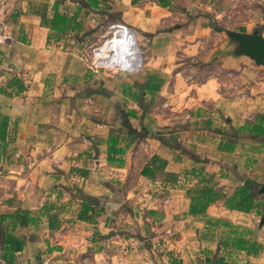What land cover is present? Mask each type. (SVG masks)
Wrapping results in <instances>:
<instances>
[{
  "label": "crops",
  "instance_id": "0c3cea01",
  "mask_svg": "<svg viewBox=\"0 0 264 264\" xmlns=\"http://www.w3.org/2000/svg\"><path fill=\"white\" fill-rule=\"evenodd\" d=\"M55 2L59 12L77 14L75 23L82 27L84 5L78 0H0V25L7 34L0 43V121L7 117L0 139V213L22 208L40 215L45 204L61 205L58 229L47 227L46 216L38 223L50 252L67 256L70 250L83 252L85 245L101 256L103 243L97 239L110 241L116 229L136 219L132 205L144 192L165 195L162 210L151 216L163 232L193 228L194 219L210 216L244 224L239 218L249 213L225 207V198L209 205L205 215L188 213L187 190L207 174L227 195L243 184L238 173L264 182V136L252 137L244 129L264 114V67L234 52L213 0H169L166 6L157 0H106L139 42L143 66L133 75L90 70L64 44L75 31L53 33L46 24ZM97 4L90 7L101 9L103 2ZM206 11L216 13V24L205 22L201 13ZM255 22L264 24V9H254L247 22L239 20L236 30ZM153 155L164 164H150ZM84 198L102 210L90 222L77 219ZM72 225L79 227L77 233L69 231ZM116 238L111 243H120L116 252L124 256L122 263L153 262L127 255L134 237ZM38 240L26 238L19 252L23 258H32ZM172 240L178 250L185 243L191 258L201 255L194 250L195 237ZM262 244L258 256L245 255L243 262L264 264ZM173 253L167 257L186 264L185 255Z\"/></svg>",
  "mask_w": 264,
  "mask_h": 264
},
{
  "label": "rangeland",
  "instance_id": "374dc122",
  "mask_svg": "<svg viewBox=\"0 0 264 264\" xmlns=\"http://www.w3.org/2000/svg\"><path fill=\"white\" fill-rule=\"evenodd\" d=\"M78 1L79 4L84 5L83 8L84 14L82 15L83 18L82 27L80 28V30L77 29L73 30L75 32L74 33L72 32V35L70 36H65L63 40L65 45L70 46L72 50L76 51L78 55L82 57V59L86 64H89L87 59L91 50L95 47L102 45V43L105 42L111 36L110 26L112 24L123 23V22H119L120 12L112 8V6L106 4L105 2L106 0L105 1L101 0L103 4L101 9L99 10H95L94 8H91L90 4L87 3V0H78ZM184 1H188V0H184ZM213 4L218 6L219 10L222 11L221 15H219V19L220 21H222V23L223 22L225 23V25L223 26H225L224 29H225L226 37L234 45V52H235V50L237 49V43L229 37L228 32L239 31L236 30L237 26H240L239 20H244L245 22H247L248 18L252 17V11L254 9L256 8L264 9L263 0H213ZM239 13L241 14V16H239ZM201 14L205 17L204 19L205 22H207L210 25L214 23L216 24L215 16L217 15L215 12L210 13L206 11ZM240 32L247 34L257 32L263 35L262 33H264V24L255 22L253 25L248 26V30H244ZM185 62L188 65L193 64V62L190 61L189 59H187ZM107 73H116V72L110 71ZM236 177L242 178L243 183L245 184L252 183L250 188L252 189V191H254V193L257 194L258 198L261 199V213L258 215L253 211L249 213L250 215L249 214L242 215V217L239 218V221L243 222L244 224L240 223L238 225H242L250 228L253 232L250 236L253 238H257L258 241L264 243V224L260 225V219H261L263 203H264V195L259 192V189L261 185L264 184V182H256L255 179L246 176V174L242 175L241 173L236 174ZM214 184L216 189L221 190L222 187L217 186L215 182ZM144 193L146 195H142L143 198L137 202L134 201V205H132L134 210L133 212L136 215V219L135 217L132 216V219H130L129 222L125 224V226H122L120 228L122 229L121 231L119 229L115 230L116 235L113 236L111 239L114 240V238L117 237L115 240H119L122 234H126L134 237L133 240L128 242H132L136 245L128 246L132 250L127 252V255L133 254L131 255L132 260H134V255H136L137 258L139 257L141 259L143 258L144 261L146 260V258H151V260H153L151 264H171L170 259L172 257L171 256L167 257L168 255L167 252H169V250H172L174 252L173 253L174 255L175 254L185 255L187 259V261H185L186 264H188L189 258L194 259L195 264H201V260H202L201 257L203 254V250H205L206 247L210 248V251L209 250L208 251L210 256H213V258L218 254L217 252L221 254L225 250V248L221 246V242L226 234L227 229L218 224L216 226L207 225L208 227H203V224H207L208 218H211L213 220L218 219V220H226L231 222L229 218L223 216L222 217L210 216L207 218L206 217L201 218L199 221L197 219H194V224L196 225V227L194 225L193 228H187L184 231L183 228L181 227V230L185 235L181 233V230L179 231L173 228L172 229L170 228L165 232H163L161 231V229H159V227H157L158 224L157 221L155 222V220H153V217L151 218V216L155 215L153 211L162 210L161 202L162 199H164V201L166 200L165 195L157 194L155 196V193L152 192L149 193L144 192ZM54 211L58 212L60 216L63 215V209L61 205L56 204ZM246 223H248V225ZM72 228L73 230H71ZM43 229H44L43 225L37 223L36 225L30 228L27 226L17 227L14 230V232L20 237H22L25 242H26V238L29 237L30 239H39L38 242H40L41 244L37 247L35 251H31L32 254L31 259L23 258L24 257L23 252L17 254L15 264H64V261L68 260V258L73 260H75V258H77V260L79 259V261L75 260L76 264H124L122 263L123 261L122 257L124 256H122L121 253L116 252L117 249L116 247L117 245L120 246V243L119 242L111 243V240L103 241L102 239H97L99 244L103 243L101 245L103 246V250L101 251L102 253L101 256L99 257L93 255V252L89 250L90 248L89 245L84 246L83 252H79L78 250H70V254L68 256L65 255L66 252L52 253L46 247V244L43 241V237L45 234V232H43ZM78 230L79 227L78 226L76 227V225H72V227L69 229V231L74 233H77ZM187 233L189 234L187 235ZM162 235H166L167 239L164 240L163 239L164 236ZM181 236L182 237L184 236L185 239L187 240L189 239L190 241H192V238L195 237L194 245L196 246V249L194 250H196L201 255L194 256V258L188 256L190 252L187 251L188 248L185 246V243L183 242L180 243L181 250H178V247L175 248L171 247L172 243L175 244L172 238L177 237V239H179ZM190 241L187 242L190 243ZM107 244H109V248L106 247ZM112 245H114V247H111ZM191 251H193L192 248ZM113 253H119V254H117L116 257L114 256L111 257V254ZM35 255L39 257L38 260H35V258H33V256ZM174 255L172 256L175 257ZM230 256L231 258L235 256L233 258L237 262V264H245L243 260H245L246 256L243 252H231ZM162 257L168 259L167 262H163ZM0 264H6V263L5 261L0 259Z\"/></svg>",
  "mask_w": 264,
  "mask_h": 264
},
{
  "label": "trees",
  "instance_id": "16d2710c",
  "mask_svg": "<svg viewBox=\"0 0 264 264\" xmlns=\"http://www.w3.org/2000/svg\"><path fill=\"white\" fill-rule=\"evenodd\" d=\"M161 6L169 4V0H157ZM98 0H90L89 4L97 6ZM57 3L55 2L53 10L54 13L50 18L49 28L53 33H66L67 30H80L81 24L75 23L77 14L69 16L66 13H61L57 10ZM135 3V0H133ZM215 30H223L217 25H213ZM228 32V31H227ZM12 82L18 86V89H23V84L17 78H13ZM158 88V86H156ZM7 125V117H3L0 121V139H4L5 129ZM252 137L264 136V114L259 113L255 116L252 123L244 125ZM112 148V145H111ZM155 162H161L162 160L153 155L150 159V164ZM143 173L148 174L150 177L152 173L143 170ZM252 183L241 184L237 186L231 194L227 195L221 190L215 188L213 182V174H207L203 176L199 181V184L194 187H189L187 195L190 199L188 213L190 215H205L206 209L209 205L215 201L225 198L224 206L229 209H235L244 213L255 212L258 215L261 213V199L257 194L252 191L250 186ZM89 198H84L81 201V208L77 213V219L83 221H93L100 213L101 209L97 210L96 203H93ZM55 205L52 203L45 204L42 208L41 214H35L28 209L18 208L11 213L0 214V259L5 261L6 264H15L17 253L23 250L25 241L22 237L17 235L14 230L17 227H26L28 225L37 224L41 216H46L47 227L50 230H56L61 224V216L58 212L54 211ZM213 223V224H212ZM220 225L225 227L226 234L221 242V246L225 250L213 258V256L207 255L205 258V264H237V262L231 258V252H243L245 255L258 256L263 251V244L253 238L250 235L252 230L246 226L234 224L226 220H218L208 218L207 225ZM71 264V263H66ZM171 264H182V261L177 258H171ZM245 264H254L246 262Z\"/></svg>",
  "mask_w": 264,
  "mask_h": 264
},
{
  "label": "built area",
  "instance_id": "2783aa9c",
  "mask_svg": "<svg viewBox=\"0 0 264 264\" xmlns=\"http://www.w3.org/2000/svg\"><path fill=\"white\" fill-rule=\"evenodd\" d=\"M111 36L95 47L88 55V67L94 72L113 71L133 75L143 66V54L137 42L135 32L125 23H116L110 26ZM129 34V35H128ZM7 34L4 25H0V43H3ZM111 43L109 49H100L107 42Z\"/></svg>",
  "mask_w": 264,
  "mask_h": 264
},
{
  "label": "water",
  "instance_id": "95a60500",
  "mask_svg": "<svg viewBox=\"0 0 264 264\" xmlns=\"http://www.w3.org/2000/svg\"><path fill=\"white\" fill-rule=\"evenodd\" d=\"M228 35L237 43L236 54L246 55L256 64L264 67V36L257 32L247 34L240 31H230ZM259 192L264 195V184L261 185ZM262 224H264V203L260 219V225Z\"/></svg>",
  "mask_w": 264,
  "mask_h": 264
},
{
  "label": "bare ground",
  "instance_id": "6f19581e",
  "mask_svg": "<svg viewBox=\"0 0 264 264\" xmlns=\"http://www.w3.org/2000/svg\"><path fill=\"white\" fill-rule=\"evenodd\" d=\"M128 35H129V34H128ZM110 46H111V43L108 41V42L105 44V46H104V45L101 46L100 49H109Z\"/></svg>",
  "mask_w": 264,
  "mask_h": 264
}]
</instances>
